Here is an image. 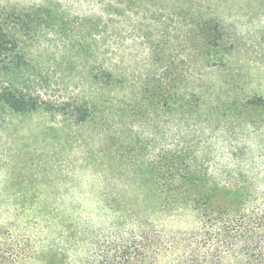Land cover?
Returning a JSON list of instances; mask_svg holds the SVG:
<instances>
[{
  "label": "trees",
  "instance_id": "obj_1",
  "mask_svg": "<svg viewBox=\"0 0 264 264\" xmlns=\"http://www.w3.org/2000/svg\"><path fill=\"white\" fill-rule=\"evenodd\" d=\"M206 1L112 0L107 6L108 19L103 21L70 18L56 3L9 5L0 0V114H43L74 128L95 121L102 129L105 122H111L115 152L125 157L135 177L141 178L137 195L101 199L106 203L104 209L112 213L106 229L92 228L89 220L58 212L50 200L43 199V213L55 236L40 259L30 238L0 224V264L36 260L44 264H264V180L259 179L264 170L253 159L243 161L233 151L229 152V164H212L197 136L204 121L191 125L190 120L196 119L192 112L175 117L165 104L154 118H146L139 108L120 107L114 96L107 105L97 97L80 101L73 96L78 85H68L57 69L43 67L46 53L61 44L56 40L61 29L74 34L78 30L77 35L64 39L66 46L76 42L75 46L81 47L91 39L90 47L95 45L96 51L78 71L73 57L67 59L73 65L70 71H76L72 80L97 89H107L117 79L126 81V74L112 64L114 57L99 51L103 46L99 39L108 33L109 38L103 40L116 49L120 40L116 20L131 15L147 17H140L142 20L159 18V35L170 38L176 33V39L182 38L181 46L185 43L208 64L220 63L227 55V43L233 44L232 32ZM170 20L169 32L165 22ZM47 37L55 39L47 42ZM137 77L141 99L159 106L164 91L153 80L156 74ZM104 96L101 92L100 98ZM167 117L171 126L179 128L174 139L168 138L169 131L164 133L159 121ZM138 118H146L154 135L160 136L151 154L138 145L133 127ZM184 211L194 214L193 224L171 228L170 222H183Z\"/></svg>",
  "mask_w": 264,
  "mask_h": 264
},
{
  "label": "rangeland",
  "instance_id": "obj_2",
  "mask_svg": "<svg viewBox=\"0 0 264 264\" xmlns=\"http://www.w3.org/2000/svg\"><path fill=\"white\" fill-rule=\"evenodd\" d=\"M3 1L35 6L56 3L70 18L106 21L107 6L112 0ZM206 2L232 32L233 44L227 43V55L220 63L208 64L185 43L181 46L182 38L176 39V33H171L170 38L159 35V18L142 20L147 17L136 19L131 15L127 20H116L120 30L116 49L103 40L109 38L108 33L99 39L103 45L99 51L114 57L112 64L126 74V81L117 79L107 89H97L79 79L72 80L86 57L96 51L95 45L90 47L94 42L91 39L81 47L75 46L76 42L66 46L64 39L77 35L78 30L74 34L61 29L62 35L56 36L61 44L56 51L46 53L43 67L57 69L68 85H78L73 96L80 101H94L97 97L107 105L114 96L120 107L139 108L141 115L150 118L165 104L175 117L192 112L196 119L190 120L191 125L204 121L197 136L212 164H229V152L235 151L243 161L253 159L264 170V0ZM171 21L165 22L169 32ZM46 39L48 42L55 38ZM70 56L74 64L78 63L73 72V65L67 63ZM149 72L156 74L153 80L164 91L157 107L142 100L137 90V76ZM101 92L105 94L103 98ZM146 118L135 120L133 127L139 136V147L151 154L160 136L154 135ZM168 118L159 121L163 132L169 131L168 138L174 139L179 128L171 126ZM94 122L74 128L58 117L43 114H0V224L12 226L19 235L30 238L37 246L39 259L55 236L43 213V199L50 200L58 212L89 220L92 228L106 229L112 213L104 209L106 203L101 199L110 201L139 192L141 178L135 177L129 161L113 147L112 123L105 122L101 129ZM259 179L264 180V173ZM181 215L182 223L168 225L174 229L193 224L194 214L184 211ZM31 264L44 263L36 260Z\"/></svg>",
  "mask_w": 264,
  "mask_h": 264
}]
</instances>
